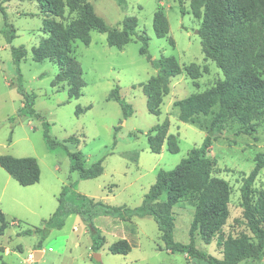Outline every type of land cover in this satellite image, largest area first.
Returning a JSON list of instances; mask_svg holds the SVG:
<instances>
[{"label":"rangeland","instance_id":"1","mask_svg":"<svg viewBox=\"0 0 264 264\" xmlns=\"http://www.w3.org/2000/svg\"><path fill=\"white\" fill-rule=\"evenodd\" d=\"M89 1L109 26L121 29L127 16L136 17L138 31L150 37L148 53L140 52L142 43L136 39L120 49L108 44L106 33L91 31L89 45L80 40L73 43L85 86L79 97L70 98L68 81L56 79L58 64L33 58V48L47 36L42 29L38 1L0 0L16 32L9 42L0 10V155L35 157L41 167L40 181L22 186L0 166V206L8 222L4 234H0V256L10 264H203L185 253L167 250L150 215L128 220L105 214L94 216V224L106 238L97 252L92 249L87 222L77 213L69 215L64 226L53 228L45 239L36 232L56 211L64 188L70 207L80 204L78 193L113 206H140L158 172L173 169L205 138V130L198 126L207 124L209 117L201 116L199 123L194 124L183 122L175 101L203 92L224 78L217 64L203 53L198 34L202 19L193 14L191 0H126L124 6L116 0ZM159 5L170 24L165 37H158L153 25ZM20 46L27 49V55L16 62L12 49ZM161 56H174L182 73L171 78L161 114L155 115L147 107L143 85L156 74L151 59ZM192 64L195 65L188 75L185 68ZM117 86L122 98L134 109L127 118L119 102L110 98ZM20 89L35 94L33 108L39 117L18 113L23 106ZM79 107L84 111L78 113ZM166 119L170 122L169 133L175 137L164 142L160 153H154L148 144V132ZM44 121L49 122L50 135L58 142L54 148L45 140ZM253 122L255 131L248 135L243 131L244 125L228 121L208 153L215 162L214 174L231 185L230 215L221 234L210 244L199 235L195 243L197 248L218 258L223 257V238L251 234L243 218L241 187L256 164V156L264 153V117ZM73 136L78 142L67 141ZM176 146L179 151L173 153ZM76 150L84 153L88 165L102 159L103 173L81 179L71 169L69 153ZM253 188L255 197L264 192V169ZM173 211L174 237L189 243L195 207L187 202L175 206ZM124 237L132 244V250L128 254L112 253L110 245ZM5 248L11 251L5 253ZM42 249L41 258H28L31 252ZM95 253L101 255L100 261L93 258ZM239 264H264V255Z\"/></svg>","mask_w":264,"mask_h":264},{"label":"trees","instance_id":"2","mask_svg":"<svg viewBox=\"0 0 264 264\" xmlns=\"http://www.w3.org/2000/svg\"><path fill=\"white\" fill-rule=\"evenodd\" d=\"M37 1L43 16L42 29L47 36L33 48V58L39 62L50 60L58 64L56 79L68 81L70 98L79 97L85 86L81 68L73 54V43L80 40L89 45L91 31L106 33L108 44L120 49L136 39L142 43L140 52L148 53L150 37L138 31V21L134 16H127L120 29L106 24L89 0ZM116 1L120 6L126 4V0ZM191 9L196 17L202 19L198 34L203 53L217 64L224 75L223 79L205 91L193 93L174 103L179 108V119L183 122L194 124L199 123L201 116L209 117L207 124L198 126L206 132L202 144L192 148L188 156L173 169L160 170L142 204L135 208L109 205L79 193L76 195L80 204L70 207L65 201L67 188H64L56 211L45 220L42 228L36 230L43 239L53 228H62L69 215L77 213L87 222L92 249L97 252L106 238L94 224V216L105 214L128 220L134 216L150 215L158 225L164 247L172 253H185L198 263L239 264L260 259L264 255V192L255 197L253 188L260 171L264 169V153L256 156V164L243 179L241 187L243 218L251 234L223 238L222 258L204 252L195 243V237L199 235L206 244H210L221 234L230 215L231 185L226 179L214 174L215 162L208 155L213 143L228 121L244 125L243 131L249 135L255 131L253 121L264 117V0H191ZM0 10L6 24L3 32L12 42L16 37L15 29L8 22L2 3ZM153 25L158 37L168 35L170 24L162 5L154 14ZM12 53L14 60L20 62L26 57L27 49L24 46L14 47ZM151 65L156 74L143 88L149 111L160 115L163 99L170 93V80L182 73V67L174 56L151 59ZM194 65L187 66L185 70L188 72ZM188 75L191 74L188 72ZM191 78L195 79L194 76ZM20 92L23 106L18 113L39 117L33 108L35 94L23 89ZM110 98L119 102L126 118L133 114V106L122 98L118 86L112 90ZM82 111L84 109L79 107L78 113ZM169 126L170 122L166 119L149 130L148 144L152 152L160 153L164 142H170L175 137L169 133ZM44 128L47 144L50 148L56 147L58 142L50 135L48 121H44ZM67 141L78 142V138L73 136ZM178 151V146L172 148L173 153ZM69 154L71 169L78 172L81 179L95 178L103 173L102 159L88 165L82 151L76 150ZM0 166L22 186L40 181L41 167L35 157L2 154ZM187 202L193 203L195 211L189 230L190 241L183 243L174 237L173 208ZM7 226L8 222L0 207V234L4 233ZM109 249L114 254H128L132 244L122 238L113 242ZM1 264L10 263L2 261Z\"/></svg>","mask_w":264,"mask_h":264},{"label":"crops","instance_id":"3","mask_svg":"<svg viewBox=\"0 0 264 264\" xmlns=\"http://www.w3.org/2000/svg\"><path fill=\"white\" fill-rule=\"evenodd\" d=\"M10 177V176H9ZM12 177V176H11ZM9 179V178H8ZM34 185V184H33ZM1 207V206H0ZM2 209V208H1ZM5 214V213H4ZM5 217H6V215H5ZM6 220H7V218H6ZM4 234V233H3ZM125 238V237H124ZM127 239V238H126ZM11 250L9 249V248H5V253H8V252H10ZM37 252H41L40 253V256H39V258H41L42 256H43V254H44V249H42V251H35V252H33V253H35V255L37 256V254H39V253H37ZM38 258V259H39ZM36 259V258H35ZM2 261H4L3 260V257L2 256H0V264H1V262ZM4 262H6V261H4ZM8 263V262H7Z\"/></svg>","mask_w":264,"mask_h":264},{"label":"water","instance_id":"4","mask_svg":"<svg viewBox=\"0 0 264 264\" xmlns=\"http://www.w3.org/2000/svg\"><path fill=\"white\" fill-rule=\"evenodd\" d=\"M37 253H39V254H37L36 259L39 258L41 252H37ZM93 258L95 260H97V261H100L101 260V255L99 253H95L94 256H93Z\"/></svg>","mask_w":264,"mask_h":264},{"label":"built area","instance_id":"5","mask_svg":"<svg viewBox=\"0 0 264 264\" xmlns=\"http://www.w3.org/2000/svg\"><path fill=\"white\" fill-rule=\"evenodd\" d=\"M28 258H29L31 261L34 260V259L36 258L35 253L31 252V253L29 254Z\"/></svg>","mask_w":264,"mask_h":264}]
</instances>
